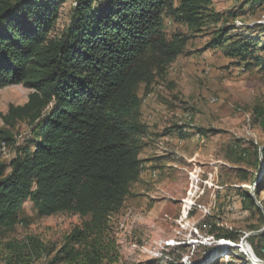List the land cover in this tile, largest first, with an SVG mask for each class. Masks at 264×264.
Returning a JSON list of instances; mask_svg holds the SVG:
<instances>
[{"label":"trees","instance_id":"16d2710c","mask_svg":"<svg viewBox=\"0 0 264 264\" xmlns=\"http://www.w3.org/2000/svg\"><path fill=\"white\" fill-rule=\"evenodd\" d=\"M66 5L68 21L59 28ZM237 15L217 11L213 0H0V89L22 84L31 90L26 103L11 104L2 115L0 248L4 231L18 223L30 201L41 217L73 212L83 219L57 251L51 250V264L117 262L110 219L122 209L142 169L146 127L139 90L151 91L187 41L182 34L168 37L163 17L196 32L213 25L204 50L228 44L230 56L264 67V36L248 25L241 27L247 36L230 32L239 29L228 19ZM19 122L29 127L22 142L11 133ZM6 146L12 149L8 161L2 159ZM250 164L255 175L241 166L235 170L258 198L264 192V147ZM243 197L249 201L242 208L257 210L264 222V200L260 207L248 193ZM208 233L236 243L242 236L215 225ZM256 238L263 240L264 232L249 237L252 246ZM38 247L34 243L30 263L38 258ZM180 258L170 264H183Z\"/></svg>","mask_w":264,"mask_h":264},{"label":"rangeland","instance_id":"374dc122","mask_svg":"<svg viewBox=\"0 0 264 264\" xmlns=\"http://www.w3.org/2000/svg\"><path fill=\"white\" fill-rule=\"evenodd\" d=\"M246 2L213 0V5L223 14H238L228 18L239 27L230 32L247 36L249 32L241 27L248 25L253 29L250 32L263 37L264 0L254 7ZM243 7L245 14L241 15ZM69 8L66 5L57 27L67 23ZM163 29L168 37L182 34L187 41L183 53L151 91L139 90L141 121L146 127L142 142L147 145L143 153L149 147L152 155L158 150L162 156L153 159L158 163L168 160L175 166L155 165L148 175L142 170L143 178L132 184L122 209L110 219L109 236L118 259L112 264H170L177 255L183 264H257L249 257V248L264 261V239L256 238L252 246L249 236L247 251L235 245L245 234L264 230L261 214L242 208L249 201L244 192L260 207L264 192L257 198L254 186L241 182L235 168L241 166L255 175L250 163L264 147V67L230 56L228 44L204 50L213 25L196 32L164 16ZM30 91L22 84L0 89V128H4L2 115L8 107L26 103ZM174 131H179L178 140L171 138ZM11 133L22 142L29 133L28 124L17 123ZM2 150V159L8 161L11 147ZM196 153L200 157L191 163L185 160L184 154ZM19 218L2 235L0 264H7L9 258L11 264H29L34 243L39 245L35 248L38 258L30 264H51L66 235L83 221L73 212L41 217L30 201L23 205ZM212 225L242 236L237 243L215 240L208 233ZM103 264H109L108 260Z\"/></svg>","mask_w":264,"mask_h":264},{"label":"crops","instance_id":"0c3cea01","mask_svg":"<svg viewBox=\"0 0 264 264\" xmlns=\"http://www.w3.org/2000/svg\"><path fill=\"white\" fill-rule=\"evenodd\" d=\"M141 112H142V109H141ZM181 132V131H180ZM178 134H179V131H174V132H172L170 135H171V138H178L177 136H178ZM169 136V135H168ZM193 137H195V136H193ZM192 138V137H191ZM174 140V139H173ZM178 140V139H177ZM174 142H175V140H174ZM147 147V145H143V147H142V149H141V152H140V155H139V157H140V159L141 160H144L142 163H141V167H142V169H141V171L143 170L144 172H145V175H148V172H149V169H153V167L156 165H158V166H160V167H162V166H169V167H174L175 166V164L174 163H172L171 161H165L164 163H158V160L157 159H153L152 157H156L157 156V158L158 157H160V156H162L161 155V153H159L160 151H155L156 152V154L157 155H152L151 154V148L149 147V149H147V151H145L144 153H143V149L144 148H146ZM145 150V149H144ZM177 152V151H176ZM198 155V157H200V154L199 153H196L195 155H191V154H184V158H185V160L187 161V162H189V163H191L192 162V160L196 157ZM142 175H140V179L141 178H143V177H141Z\"/></svg>","mask_w":264,"mask_h":264},{"label":"water","instance_id":"95a60500","mask_svg":"<svg viewBox=\"0 0 264 264\" xmlns=\"http://www.w3.org/2000/svg\"><path fill=\"white\" fill-rule=\"evenodd\" d=\"M253 189V188H252ZM264 230L262 229V231H253V232H250V233H247L245 234L242 238H241V243L240 244H237L235 245L236 247H241L242 245H246V240L249 236L251 235H254L256 233H260V232H263ZM221 242V241H220ZM251 260H253L254 262H258L257 264H264V261L258 259L257 257H254L252 256L251 254Z\"/></svg>","mask_w":264,"mask_h":264},{"label":"bare ground","instance_id":"6f19581e","mask_svg":"<svg viewBox=\"0 0 264 264\" xmlns=\"http://www.w3.org/2000/svg\"><path fill=\"white\" fill-rule=\"evenodd\" d=\"M185 119H186L187 121H189V120H190V117H189V115H188V114H186V115H185ZM241 247H242L244 250H246V251H247L246 245H242ZM249 257H251V256H249Z\"/></svg>","mask_w":264,"mask_h":264}]
</instances>
